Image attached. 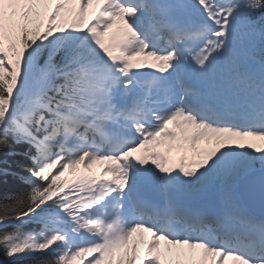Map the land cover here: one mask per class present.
<instances>
[{
    "label": "snow or ice",
    "instance_id": "1",
    "mask_svg": "<svg viewBox=\"0 0 264 264\" xmlns=\"http://www.w3.org/2000/svg\"><path fill=\"white\" fill-rule=\"evenodd\" d=\"M9 177L0 264H264V0H0Z\"/></svg>",
    "mask_w": 264,
    "mask_h": 264
},
{
    "label": "trees",
    "instance_id": "2",
    "mask_svg": "<svg viewBox=\"0 0 264 264\" xmlns=\"http://www.w3.org/2000/svg\"><path fill=\"white\" fill-rule=\"evenodd\" d=\"M23 185H21L18 181L13 180V178L9 177L7 183H0V199H3L9 193L18 192ZM28 227H33L29 225ZM3 261V257H0V262Z\"/></svg>",
    "mask_w": 264,
    "mask_h": 264
}]
</instances>
